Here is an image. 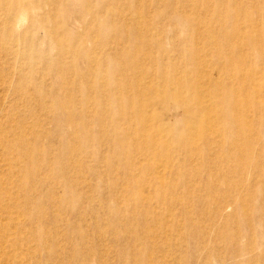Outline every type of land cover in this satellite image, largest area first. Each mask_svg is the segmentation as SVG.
I'll return each instance as SVG.
<instances>
[{"label": "rangeland", "instance_id": "rangeland-1", "mask_svg": "<svg viewBox=\"0 0 264 264\" xmlns=\"http://www.w3.org/2000/svg\"><path fill=\"white\" fill-rule=\"evenodd\" d=\"M0 264H264V0H0Z\"/></svg>", "mask_w": 264, "mask_h": 264}]
</instances>
